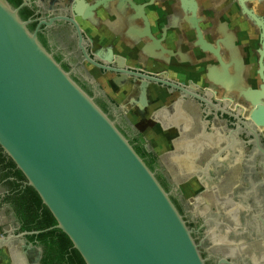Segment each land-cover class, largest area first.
I'll list each match as a JSON object with an SVG mask.
<instances>
[{
    "label": "water",
    "instance_id": "1",
    "mask_svg": "<svg viewBox=\"0 0 264 264\" xmlns=\"http://www.w3.org/2000/svg\"><path fill=\"white\" fill-rule=\"evenodd\" d=\"M145 2L144 12L146 4L137 3ZM198 3L203 16L209 0ZM238 3L261 24L245 0ZM75 9L96 55L82 47L84 60L108 72L88 63L84 70L171 170L190 171L203 154L194 140L197 111L180 103L188 95L206 101L190 90L194 84L210 79L212 88L242 96L246 111L257 107L264 116V86L242 84L232 36L224 33L222 42L233 72L209 62L206 52L224 65L219 44L202 34L207 20L199 26L196 0H94ZM0 149L84 264H204L154 172L7 0H0Z\"/></svg>",
    "mask_w": 264,
    "mask_h": 264
},
{
    "label": "flooded vegetation",
    "instance_id": "2",
    "mask_svg": "<svg viewBox=\"0 0 264 264\" xmlns=\"http://www.w3.org/2000/svg\"><path fill=\"white\" fill-rule=\"evenodd\" d=\"M7 1L19 8V14L28 21L29 28L36 31L40 42L72 78L85 85L90 92L87 93L94 99L105 103V112L128 139L142 136L143 147L156 156L152 171L190 230L204 264H264V116H260L258 108L253 113H250L251 110L246 111V101L241 95L234 97L221 94L220 88H212L210 79L204 86L194 84L193 90H190L206 101L188 95L180 103L190 105L197 111L194 140L197 146L202 144L203 154L199 164L190 171L181 172L176 167L171 170L162 159H158L141 132L130 124L114 101L82 66V63H88L90 67L97 68L84 60L82 47L91 55L95 54L82 29L83 19L77 15L75 8L83 2L91 4L94 0ZM111 2L114 1L108 5ZM196 3L199 26L203 17L207 20L205 31L200 26L202 34L214 46L219 44L224 65L214 54L206 52L209 62L233 72L235 64L232 54L222 42L224 33H228L235 41V53L241 63L239 71L242 84L259 90L264 86V0H245L248 9L261 24L243 12L238 0H209L203 16L199 15L198 0ZM137 4H146L145 12L148 3ZM70 19L78 23L82 40ZM149 30L152 34L150 24ZM68 43L73 45L69 47ZM184 83L187 85L188 81ZM12 164L0 151V169L7 174L6 180L0 183V235L6 238L2 243L9 249L17 248V258L24 264H54V258L44 257L54 243L49 240L41 242L34 236L57 228L53 225L38 230L28 226L33 221L32 214L27 211L34 206L33 196L28 190L26 179ZM191 173L194 175L188 178ZM38 211L40 216L35 218L36 222L43 220V207L40 206ZM68 254L71 256L68 257ZM65 255L64 264H84L83 259L73 255L71 247L67 248Z\"/></svg>",
    "mask_w": 264,
    "mask_h": 264
},
{
    "label": "trees",
    "instance_id": "3",
    "mask_svg": "<svg viewBox=\"0 0 264 264\" xmlns=\"http://www.w3.org/2000/svg\"><path fill=\"white\" fill-rule=\"evenodd\" d=\"M12 6L14 7V5H12ZM20 17L22 18L21 15H20ZM62 67L65 69L64 66H62ZM77 83L86 92L90 93L85 85H83L80 82H77ZM95 101L105 111V103L103 101L99 100V99H95ZM120 131L128 138V136L121 129H120ZM141 137L142 136L139 135V136L135 137L132 140L129 139V141L133 145V147L136 150V152L145 161L147 166L152 170L153 164L156 161V156L151 154V153H149V152H147V150L143 147L142 142H141ZM134 142L137 143V144L135 145ZM0 151H1V149H0ZM12 165L15 167L14 164H12ZM28 190L30 191L31 195L33 196L32 202H33V205H34L31 208L27 209L28 213L32 214V216H33V218H32L33 221L30 222L28 224V226L29 227L30 226L31 227H35V229H38V230H43V229L45 230V229H48V228L52 227L53 225H55L56 222H55L53 216L48 211V209L41 203V200H40L39 196L37 195V193L31 187H29ZM40 206L43 207V220H41L40 222H36L35 218L40 216V213L38 211ZM56 232L59 233V234L55 235ZM34 237H36L41 242L49 240L50 242L52 241L54 243V246H52V249H50L48 254L45 253L46 255L44 256V257H47V258L48 257L54 258L55 259L53 261L54 264H64V263H66V257H65L66 255H65V253H67V248L68 247L72 248L73 255H75L80 260H82L80 254L72 247V243L70 242L69 238L63 232H61L60 230H57V229H51L49 231L45 230L44 232H41L40 234H38L37 236H34ZM56 238H58L59 240H57ZM55 245H58V248H55ZM50 252H53L54 256H53V253H50ZM70 256H71V254H68V257H70ZM45 260H46V258H45Z\"/></svg>",
    "mask_w": 264,
    "mask_h": 264
},
{
    "label": "crops",
    "instance_id": "4",
    "mask_svg": "<svg viewBox=\"0 0 264 264\" xmlns=\"http://www.w3.org/2000/svg\"><path fill=\"white\" fill-rule=\"evenodd\" d=\"M7 177L6 171L0 169V183H3V180H6ZM0 238L5 240L4 236L0 235ZM5 242V241H4ZM18 249H9L5 243H2L0 248V264H24L20 261L18 256Z\"/></svg>",
    "mask_w": 264,
    "mask_h": 264
},
{
    "label": "rangeland",
    "instance_id": "5",
    "mask_svg": "<svg viewBox=\"0 0 264 264\" xmlns=\"http://www.w3.org/2000/svg\"><path fill=\"white\" fill-rule=\"evenodd\" d=\"M15 244H17V243H15ZM15 246V245H14ZM1 255V254H0Z\"/></svg>",
    "mask_w": 264,
    "mask_h": 264
}]
</instances>
